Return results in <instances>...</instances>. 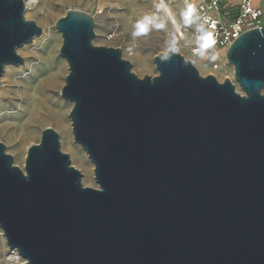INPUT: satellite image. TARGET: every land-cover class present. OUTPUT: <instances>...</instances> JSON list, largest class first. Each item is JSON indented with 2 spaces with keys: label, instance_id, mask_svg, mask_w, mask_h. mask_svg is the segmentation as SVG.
<instances>
[{
  "label": "water",
  "instance_id": "water-1",
  "mask_svg": "<svg viewBox=\"0 0 264 264\" xmlns=\"http://www.w3.org/2000/svg\"><path fill=\"white\" fill-rule=\"evenodd\" d=\"M23 0H0V79L43 34ZM92 16L55 27L69 73L61 97L98 189L42 131L24 169L0 142V231L23 264H264V28L226 52L234 83L182 55L139 78L120 48L98 47ZM1 88V80H0Z\"/></svg>",
  "mask_w": 264,
  "mask_h": 264
},
{
  "label": "rangeland",
  "instance_id": "rangeland-1",
  "mask_svg": "<svg viewBox=\"0 0 264 264\" xmlns=\"http://www.w3.org/2000/svg\"><path fill=\"white\" fill-rule=\"evenodd\" d=\"M23 1L27 20L36 22L43 29V34L19 50V55L24 60L23 65L6 67L0 79V142L6 145L7 154L14 157V164L21 169H24L29 147L40 143L43 130L52 128L60 135L62 152L69 155L72 166L83 174V185L99 188L95 181L93 163L74 140L70 119L73 103L64 100L60 94L69 67L66 60L59 55L63 39L55 24L71 10L92 16L96 24L93 44L98 47H121L123 58L131 61L132 71L139 78L158 75L154 58L167 54L170 49L196 66L202 76L216 74L211 69L212 59L202 63L185 50L180 42L169 36L172 35L171 27L168 20L164 19L165 11L160 0ZM258 1L264 8V0ZM30 2L34 4L31 5ZM112 33H116L117 38L109 41L107 36ZM132 39L138 40L139 47L135 57L129 59L127 51ZM56 44L57 50L53 53L52 47ZM202 45L212 55H217L218 61L226 59L224 49L204 43ZM56 72L59 73V85L54 93L48 84ZM228 75H231V69ZM217 76L221 83L226 80L222 73ZM64 119L68 124L72 144L85 156L89 169L77 161L76 154L66 145L61 125ZM8 254L9 248L0 231V264H9L6 261Z\"/></svg>",
  "mask_w": 264,
  "mask_h": 264
},
{
  "label": "built area",
  "instance_id": "built-area-1",
  "mask_svg": "<svg viewBox=\"0 0 264 264\" xmlns=\"http://www.w3.org/2000/svg\"><path fill=\"white\" fill-rule=\"evenodd\" d=\"M166 10L170 23L171 38L176 39L193 57L202 63L213 60L211 69L218 79V74H224V79L234 83V68L227 58L218 61L217 55H212L204 48L211 45L224 49L225 55L234 41L243 33L264 28V11L257 7L256 0H239L237 5H231L227 0H160ZM117 38L116 33L107 39ZM139 47L138 40L132 39L127 51L129 59L135 57ZM121 49V47H119ZM122 50V49H121ZM211 56V57H210ZM231 69V75H228ZM9 264H23L24 260L17 251H10L6 258Z\"/></svg>",
  "mask_w": 264,
  "mask_h": 264
},
{
  "label": "bare ground",
  "instance_id": "bare-ground-1",
  "mask_svg": "<svg viewBox=\"0 0 264 264\" xmlns=\"http://www.w3.org/2000/svg\"><path fill=\"white\" fill-rule=\"evenodd\" d=\"M31 5L34 4V2H30ZM166 8L164 7V19L166 20L167 19V16H166ZM57 50V44L55 46L52 47V52L55 53ZM223 54V52H222ZM59 77V73L56 72L54 73V75H52V77L50 78V82H49V87L51 90H53V92L55 93L56 89L58 88V83H57V79ZM63 82V81H62ZM51 95V94H50ZM48 96V95H47ZM65 109H67V107H65ZM51 122V121H50ZM61 125L63 126V130H64V133H65V141H66V145L73 150V152L76 154L77 156V161L80 162L82 165H85L86 167H88L89 169V165H88V162H87V159L85 158V156L81 153V151L75 147L73 144H72V141H71V138L69 136V128H68V124L66 122V120H62L61 122Z\"/></svg>",
  "mask_w": 264,
  "mask_h": 264
},
{
  "label": "crops",
  "instance_id": "crops-1",
  "mask_svg": "<svg viewBox=\"0 0 264 264\" xmlns=\"http://www.w3.org/2000/svg\"><path fill=\"white\" fill-rule=\"evenodd\" d=\"M227 1H228L231 5H237L238 2H239V0H234V1H233V0H227ZM256 5H257V7L261 8V9L264 11V8L260 6L258 0H256Z\"/></svg>",
  "mask_w": 264,
  "mask_h": 264
}]
</instances>
